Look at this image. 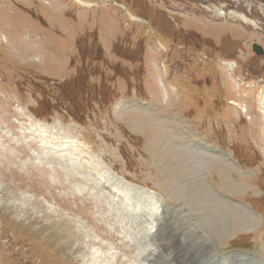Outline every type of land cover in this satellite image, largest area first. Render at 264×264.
Returning a JSON list of instances; mask_svg holds the SVG:
<instances>
[{"label": "rangeland", "instance_id": "1", "mask_svg": "<svg viewBox=\"0 0 264 264\" xmlns=\"http://www.w3.org/2000/svg\"><path fill=\"white\" fill-rule=\"evenodd\" d=\"M87 1L0 0V264H171L92 160L195 257L264 264V2Z\"/></svg>", "mask_w": 264, "mask_h": 264}, {"label": "bare ground", "instance_id": "2", "mask_svg": "<svg viewBox=\"0 0 264 264\" xmlns=\"http://www.w3.org/2000/svg\"><path fill=\"white\" fill-rule=\"evenodd\" d=\"M68 166V165H67ZM74 168H77V167H75L74 166ZM76 171V170H75ZM78 172V171H77ZM79 174H81V176H82V172L81 173H79ZM84 176V175H83ZM198 192H199V190H198ZM201 193V192H200ZM218 227V226H217ZM217 229V228H216ZM217 231V230H216ZM218 232H219V229H218ZM224 233V232H223ZM160 234H161V232H160V230L157 232V235L160 237ZM159 242H161V241H159ZM206 243L207 242H205V246L207 247V245H206ZM209 250H207V254H208V258L210 259L209 261L208 260H206L205 262H200V261H198V260H196V261H194L193 260V262L194 263H197V264H212V258H213V255H212V253H209L208 252ZM196 253L198 254V250H196ZM203 254L204 253H200V258L201 259H203ZM236 256L237 255H234L233 257H232V259H231V263H234V264H240V262H238V259H236ZM164 257H165V259L167 260V262L168 263H171V264H185V263H183V261H182V255L179 253V252H177V253H175V255H173L172 256V258L174 259V262L173 261H168V257L169 256H167V255H164ZM184 257H187L186 255L184 256ZM197 257H199V255H197ZM238 257V256H237ZM157 258H161L160 256H158ZM199 259V258H198ZM240 259V258H239ZM243 259V258H242ZM162 260V259H161ZM247 260V259H246ZM157 261V259H154V260H152V263H155ZM243 263V262H242ZM163 264H166L165 262H163ZM214 264V263H213ZM244 264V263H243ZM247 264V263H246ZM250 264V263H249ZM252 264V263H251Z\"/></svg>", "mask_w": 264, "mask_h": 264}, {"label": "water", "instance_id": "3", "mask_svg": "<svg viewBox=\"0 0 264 264\" xmlns=\"http://www.w3.org/2000/svg\"><path fill=\"white\" fill-rule=\"evenodd\" d=\"M261 1H263L264 2V0H261ZM253 49H254V51L257 53V54H264V50L262 49V47L259 45V44H257V43H255L254 45H253Z\"/></svg>", "mask_w": 264, "mask_h": 264}]
</instances>
